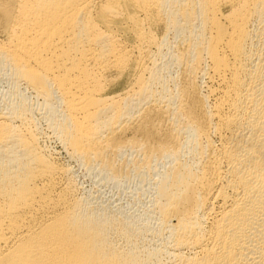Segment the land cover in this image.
<instances>
[{
	"label": "bare ground",
	"instance_id": "bare-ground-1",
	"mask_svg": "<svg viewBox=\"0 0 264 264\" xmlns=\"http://www.w3.org/2000/svg\"><path fill=\"white\" fill-rule=\"evenodd\" d=\"M139 9L182 36L170 57L206 74L205 94L176 83L170 93L155 55L131 92L107 94L104 72L128 59L112 31L119 16L156 42L152 54L163 49L167 35L144 36ZM0 25V69L42 97L68 153L110 177L121 174L107 154L124 145L107 134L134 107L152 101L172 120V142L140 145L172 158L154 191L167 247L145 241L149 224L75 194L70 170L38 143L32 105L10 101L0 112V264H264V0H0Z\"/></svg>",
	"mask_w": 264,
	"mask_h": 264
},
{
	"label": "rangeland",
	"instance_id": "rangeland-1",
	"mask_svg": "<svg viewBox=\"0 0 264 264\" xmlns=\"http://www.w3.org/2000/svg\"><path fill=\"white\" fill-rule=\"evenodd\" d=\"M226 8V4L221 5L222 10H225ZM135 14L139 16V21H141L140 31L142 34H144V36L154 35L157 36V39H160V37H162L163 35H167L169 37L166 36L165 41L167 40V42H162L163 49L162 46L160 48L162 49V51L160 52V54L162 53V56L158 53L157 54L160 56H158L157 54H152L153 51L157 52L158 48L156 49V42L141 40L140 36L138 38L129 18L126 17V15L119 16L113 22L112 31L118 38V41L121 44L122 48L126 50L127 58L129 60L127 59V63H125L126 67L124 66L123 68H121L122 70L118 68L114 69L115 67H112L104 72V78L106 77L104 79V86L107 94H119L123 92L125 93L127 92V90L131 92L132 86L134 84L136 85V78L138 77V74H143L144 76H147V73L149 74L148 67L152 64L154 55L155 58H157V61H167V65L165 68L168 69H164V71L167 73L163 72V74L164 76L166 75V78H168V80L165 78V81L168 83V91L170 89V93L171 91L172 93L176 92L177 87H186L185 85H187V87L189 86L188 89L192 93L193 91H198V95L205 94L206 74H204L203 71H198L195 74H192L193 76H190L184 68L185 63L183 61L179 63L178 60L170 57L171 53L175 52L177 49H183L184 45L186 44L185 40L182 39V36L180 35L181 38L179 36L175 37L172 30H165L166 26H164L165 23L162 19L159 20V22H153L152 18H150L151 16H148L140 9L139 11H135ZM151 32L153 33L151 34ZM166 32H169V34H167ZM5 34V30L0 25V40L5 39ZM145 43H152V45L148 44L146 46ZM140 47L143 49V51ZM147 49H149V51ZM163 55L165 56V58H163ZM138 56L142 58H139ZM181 63L183 64L181 65ZM144 67H146L147 70ZM143 69L145 74L143 73ZM175 83L177 84L176 88H174V86H176ZM135 85L133 86V88L135 87ZM130 87L131 89H129ZM20 94L26 97L30 106L32 105V117L34 116L32 119L35 127L37 128L36 133L37 137L39 136V145L41 146L43 151L48 156H50L52 160L54 159L53 161L66 166V168L70 170L66 174L69 175L74 181L76 190H74L75 194L84 196L88 203L94 207H99L102 209L108 208V210L110 211L117 213L119 211V213L124 214L125 216L129 215V220H134L135 224L138 226L141 223V225L149 224V226L151 227V231L148 230L145 232V241L146 239H148L146 241L148 243H160L162 239L159 238L158 235L161 234V231L163 233V230H160L161 228L159 226L160 222L158 220V214L155 211L154 207V194H156V192L154 191L156 190L159 179L171 166L172 158H169L165 155L160 156V158L159 156H153L151 153H149L148 148L144 149L142 146L140 147V145L143 142L146 143V141H149L148 143L150 146V143L151 145L152 143L157 144L160 141H168V143H170V141L172 140H169L170 138L168 130H170L172 127V120L168 117V113L164 112L163 114V112H155L158 109L163 110L165 109V107L161 105L162 107L159 106L157 109V106H155V103H153L152 101L147 102V104L146 102H143L144 104H142L141 102V105H137L133 108L134 110L131 111L132 115L131 113L129 114L131 118L129 115L124 117L123 119H121V123L119 122V125L117 123L111 133L107 134L109 138H114V140L120 141L119 143L124 145L121 149L119 148L118 151L113 152V150H111L107 154L109 156H107L108 159L111 156L113 160L112 161L110 159L111 163H114L113 165L116 167L118 174H121L120 176L118 175L120 177V179L118 178V180L110 177L111 175L109 174L107 175L105 171L106 169H104L103 164H100L101 162L94 161L91 163H87L84 160H80L79 158L68 153V150L65 148V146H63V143L60 142L61 139L59 136H57V132L54 131L55 129L52 123L49 121L50 119L48 118V113L46 114L47 111L44 110V108L46 109V105L43 106L42 104V97L39 95H37V97L34 91L31 90V88L24 81H16L12 77L10 72L1 68L0 112H4L6 110V107L10 105V101H14L16 97L20 96ZM178 100L179 98L175 101L179 103ZM177 102H174L172 106H174V104L175 106H177ZM153 107L155 108V110ZM135 108L138 109L136 110ZM41 111H44V113ZM124 119L126 121H124ZM152 124H154L155 126ZM115 130H117L116 133ZM152 130L155 132L157 130L158 131L157 133H155ZM146 133H148V135ZM150 133L153 135H151ZM181 133L182 134L180 136L182 137L180 138L182 139V141H184L185 139H187V133H185L184 130ZM165 135L166 138L164 137ZM149 136L151 138H153L152 136H154L155 138L153 139L158 138L156 139L158 140L156 141L157 143L154 140V142H152V139ZM160 136L163 138L162 140L159 139L161 138ZM130 140H135V143H132L133 145L127 143V141ZM180 154L181 156L183 154V156L180 157L181 160L186 159L187 156H184V152L181 151ZM66 174L64 176L65 178L63 179H66ZM165 242L168 241L163 240L161 243L165 244ZM166 246L169 247L170 242L166 243Z\"/></svg>",
	"mask_w": 264,
	"mask_h": 264
}]
</instances>
